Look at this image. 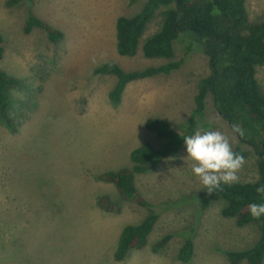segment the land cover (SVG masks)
<instances>
[{
  "label": "rangeland",
  "instance_id": "rangeland-1",
  "mask_svg": "<svg viewBox=\"0 0 264 264\" xmlns=\"http://www.w3.org/2000/svg\"><path fill=\"white\" fill-rule=\"evenodd\" d=\"M7 1L0 0V70L23 79L27 89L16 93L25 102L18 107L17 132L0 123V264H230L227 252L257 242V224L240 227L234 218L223 217L222 199L206 203L207 191L192 173L186 146L136 175L146 207L124 200L113 184L98 180L104 172L131 169L130 153L142 143H165L146 129L148 118L184 132L198 83L210 74L200 49L188 52V43L177 40L172 61L183 60L181 67L129 83L114 106L109 93L117 79L96 74V68L114 62L125 71H136L171 62L146 59L141 49L134 57L117 52V19L136 14L143 1L31 0L13 7ZM245 2L250 20L259 22L264 0ZM30 15L63 37L52 42L37 27L26 34ZM160 22L157 15L141 43ZM256 78L264 88V66L257 68ZM200 128L225 133L232 149L248 153L240 181L258 178L257 155L218 114L211 96ZM103 196L120 210L101 209L98 198ZM151 213L158 220L147 246L115 261L123 228ZM165 237L169 240L155 252L154 246ZM187 240L193 242V255L183 263L178 254Z\"/></svg>",
  "mask_w": 264,
  "mask_h": 264
},
{
  "label": "trees",
  "instance_id": "trees-1",
  "mask_svg": "<svg viewBox=\"0 0 264 264\" xmlns=\"http://www.w3.org/2000/svg\"><path fill=\"white\" fill-rule=\"evenodd\" d=\"M29 1L31 0H8L7 5L13 7ZM128 1L130 5L141 1L144 3L136 14L117 19L118 54L134 57L141 49L146 59H166L171 62L136 71H125L114 62L96 68V74L112 75L117 79L115 87L109 93L114 106L120 104L129 83L169 75L181 67L183 60L172 61L175 56L174 43L179 39L188 43V52L198 48L207 56L210 74L201 78L198 83L194 97L195 108L186 122L184 132L176 131L161 119L148 118L145 122L146 129L165 139V143L160 147L148 142L142 143L130 153L133 162L131 169L104 172L98 175V180L113 184L124 200L146 207L147 202L136 184V175L149 172L185 147L184 137L201 127L206 115V99L211 96L216 111L230 127L233 129V126L238 125L243 129L242 136L235 134L241 143L248 144L257 155L258 178L250 182L239 180L233 186L221 185L222 190L207 192L206 203L222 199L225 202L221 211L223 217L234 218L240 227L249 224H257L259 227V239L252 247L227 252L230 264H263L264 217L254 220L248 205L264 202L256 193V188L264 185V88L256 78L257 68L264 66V13L259 22H252L245 0ZM157 15L161 18L159 28L141 43L146 28ZM34 27L44 30L52 42L63 37L60 31L30 15L24 32L29 34ZM3 54V38L0 35V59ZM26 89L23 79L0 70V123L11 133L18 130V107L25 104L16 93ZM233 151L243 155L246 161V151L240 147ZM98 206L108 212L120 210L118 205L104 196L98 198ZM157 220L158 215L151 213L138 224L126 225L118 241L115 261H123L131 250L145 248ZM168 240L169 237H165L153 250L156 252ZM193 248V242L187 240L179 250L178 260L188 263L192 258Z\"/></svg>",
  "mask_w": 264,
  "mask_h": 264
},
{
  "label": "clouds",
  "instance_id": "clouds-1",
  "mask_svg": "<svg viewBox=\"0 0 264 264\" xmlns=\"http://www.w3.org/2000/svg\"><path fill=\"white\" fill-rule=\"evenodd\" d=\"M232 131L243 135V129L236 125ZM187 161L191 170L207 192L222 190L221 185L233 186L239 182V172L246 161L243 155L233 151L229 137L219 131L197 128L183 139ZM257 195L264 201V185L256 188ZM248 209L254 220L264 217V202L250 203Z\"/></svg>",
  "mask_w": 264,
  "mask_h": 264
},
{
  "label": "water",
  "instance_id": "water-1",
  "mask_svg": "<svg viewBox=\"0 0 264 264\" xmlns=\"http://www.w3.org/2000/svg\"><path fill=\"white\" fill-rule=\"evenodd\" d=\"M218 114L220 115V113L218 112Z\"/></svg>",
  "mask_w": 264,
  "mask_h": 264
}]
</instances>
